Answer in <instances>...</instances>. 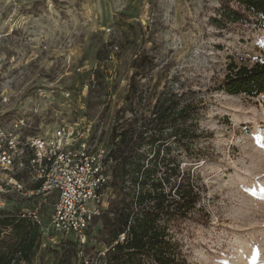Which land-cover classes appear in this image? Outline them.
I'll list each match as a JSON object with an SVG mask.
<instances>
[{
	"label": "rangeland",
	"instance_id": "obj_1",
	"mask_svg": "<svg viewBox=\"0 0 264 264\" xmlns=\"http://www.w3.org/2000/svg\"><path fill=\"white\" fill-rule=\"evenodd\" d=\"M218 7V0H0V127L19 137L26 164L27 138L50 136L61 123L92 125L89 143L109 151L116 123L148 115L156 93L174 92L197 110V140L178 157L201 187L195 222L182 234L187 264H264V92L219 90L228 63L264 60V20L218 30L209 23ZM11 175L23 192L6 187L3 209L37 215L41 249L71 239L51 226L54 194H29L36 182L26 166L0 169L2 183ZM109 197L106 188L101 209ZM100 228L89 229L85 245L99 249ZM52 261L46 254L41 264Z\"/></svg>",
	"mask_w": 264,
	"mask_h": 264
},
{
	"label": "trees",
	"instance_id": "obj_2",
	"mask_svg": "<svg viewBox=\"0 0 264 264\" xmlns=\"http://www.w3.org/2000/svg\"><path fill=\"white\" fill-rule=\"evenodd\" d=\"M218 2L209 20L218 30L264 20V0ZM225 70L219 87L225 94L255 97L264 92V60L252 65L231 61ZM196 121L195 107L163 90L148 115L134 112L112 127L105 159L108 181L102 189H109L110 197L86 232L100 223L99 249L71 237L41 249L40 224L27 213L0 209V264H33L37 257L41 264L46 254L52 264H187L182 234L187 223L195 222L201 187L193 168H182L178 157L197 140Z\"/></svg>",
	"mask_w": 264,
	"mask_h": 264
},
{
	"label": "built area",
	"instance_id": "obj_3",
	"mask_svg": "<svg viewBox=\"0 0 264 264\" xmlns=\"http://www.w3.org/2000/svg\"><path fill=\"white\" fill-rule=\"evenodd\" d=\"M88 87L91 94L92 89ZM22 125L23 121H17L14 127L18 129ZM91 134L92 125L75 127L61 123L50 136L29 137L25 142L30 153L26 164L20 160L24 151L19 137L0 127V169L28 167L40 185L29 194H54L53 230L75 239L80 245L85 244L89 225L102 210L101 191L108 181L105 166L108 151L89 143ZM6 187L23 192L22 184L12 175L5 183L0 179V194ZM4 207L5 201L0 197V208ZM28 215L40 224L35 213Z\"/></svg>",
	"mask_w": 264,
	"mask_h": 264
}]
</instances>
